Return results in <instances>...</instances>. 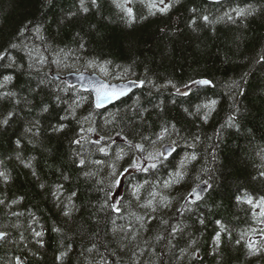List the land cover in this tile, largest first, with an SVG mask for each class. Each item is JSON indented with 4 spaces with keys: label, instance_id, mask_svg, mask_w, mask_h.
I'll return each mask as SVG.
<instances>
[{
    "label": "trees",
    "instance_id": "obj_1",
    "mask_svg": "<svg viewBox=\"0 0 264 264\" xmlns=\"http://www.w3.org/2000/svg\"><path fill=\"white\" fill-rule=\"evenodd\" d=\"M84 2L0 0V264H264V245L247 247L264 197V0H131V24L113 0ZM59 54L143 84L99 109L54 76ZM164 133L175 150L145 159ZM116 146L149 169L128 179L157 192L141 213L134 199L113 207L101 162Z\"/></svg>",
    "mask_w": 264,
    "mask_h": 264
},
{
    "label": "rangeland",
    "instance_id": "obj_2",
    "mask_svg": "<svg viewBox=\"0 0 264 264\" xmlns=\"http://www.w3.org/2000/svg\"><path fill=\"white\" fill-rule=\"evenodd\" d=\"M37 52L40 51V49L36 50ZM54 62L52 63L56 69L52 70L53 73H58L60 75H65L69 72L72 71H89V72H94V73H98L100 76L104 77L105 79H107L108 81H114V82H119L122 80H126L127 77L122 75V74H113V72L110 70V68L106 67V65L104 63H98V62H94V61H88L87 63H83V62H72V61H64L63 59H61L60 54L59 55H55L54 56ZM45 66L50 67V64L48 63V61H46ZM92 122V118L90 117V121L89 123L91 124ZM162 138H159L158 141L155 142L154 144V152L153 154L157 153V152H163L164 156H167V154L164 152V148L166 146L169 145H175L174 143V139L173 137H171L170 134L168 133H164L161 135ZM118 155L121 157L118 159ZM113 158H115L117 161L114 163H109L106 160L101 162L102 166L104 167L109 180L113 183V181H115L116 179H119L121 181L119 186H115L114 185V191L112 194V201L115 200L116 196L119 195L121 198V201L119 203V207L118 209L121 210L123 207H128V201L134 199L136 201V204L140 206V213L142 212V210H146L149 207H144L142 205L147 204L149 201H152V205H153V201L156 200L157 197V192H154L153 190H148V197H145V192H144V186L142 183L137 184L135 183V181L131 182L128 179H134V174L136 173L137 169L135 168H130V164L133 161H137V159H134L133 161H131L130 159H132V157H130V152L124 148H121L119 146H116L115 150H114V156ZM127 161L126 164H124V162ZM156 160H153V162H155ZM139 163H141V165H143L142 159H139L138 161ZM128 169L127 172H124V169ZM113 171H115L117 173V175H113ZM121 173H123L122 175H120ZM138 185H142V187L139 188L138 191V198L137 196L133 195V191L134 188ZM126 196L128 198H126ZM144 197V199H143ZM258 203L256 202V205ZM258 210V215H259V222L255 225L256 227V231H255V235H254V241H253V245L257 246V245H264V240L262 239V234H258L259 231L264 230V215H262V211H264V209H262V207H257Z\"/></svg>",
    "mask_w": 264,
    "mask_h": 264
},
{
    "label": "snow or ice",
    "instance_id": "obj_3",
    "mask_svg": "<svg viewBox=\"0 0 264 264\" xmlns=\"http://www.w3.org/2000/svg\"><path fill=\"white\" fill-rule=\"evenodd\" d=\"M80 3H81V8L84 12H87L88 11V8L85 7V2L84 0H80ZM91 3L93 5L96 4V0H91ZM113 3H115L116 7L119 8L122 12L125 13V15L127 16L128 18V23L131 24L134 20V14H133V9L131 7H127L126 5L127 4H130L131 3V0H123V2H120V0H113ZM160 3L161 4H164V0H160ZM172 5L169 3V4H165L164 7H161L159 8V11L161 13H164L166 12ZM150 7H156L155 4L153 5H150ZM150 14H155V13H152L150 12ZM245 14H249L251 15L252 13L251 12H247V10H237V15H245ZM227 15V14H226ZM229 19H232L231 16H229ZM203 20L205 22H208V17L207 16H204L203 17ZM193 23H195V21H193ZM12 47H15V45H12ZM4 55L3 54H0V60L4 59ZM260 60L264 61V55H261L260 57ZM6 79H10V77H6ZM141 85L143 84V81L140 82ZM169 83H171L169 81ZM212 84V81L208 80V79H201V80H193L191 81V84H186L184 87L185 89H190L191 85H211ZM233 85L235 87H239V84L237 82H233ZM173 87H175V85H172ZM108 86L106 85H103L101 86L100 88H97L96 89V100H95V103H96V106L97 107H100L106 100H108L109 98H112V99H117L119 98L120 96L124 95L125 93L123 92H118L115 88L112 89V92L111 93H108L106 91ZM177 92H180V89L177 88L176 89ZM183 95H189L190 93L188 91H185L184 93H182ZM216 104V101L213 100L210 102V104H205L204 107L205 108H213ZM45 111H47V108L44 109ZM11 115V114H9ZM205 119H207V115L205 116ZM9 123V119L8 118H5L3 120H0V125H7ZM57 131H60L62 129H56ZM89 131H93V129H89ZM164 132H167V129L165 128L163 130ZM158 138H162V137H158ZM144 139H148L147 137H145ZM75 143H79L80 141L79 140H76L74 141ZM19 142H17L18 144ZM129 143V146L130 147H134L135 149H137L138 151L140 152H145V146L143 144H135V145H132L131 141L128 142ZM174 150V149H173ZM101 152L104 151L103 148L100 149ZM170 154V153H169ZM161 157H164V153L163 152H157L155 154L153 153H149L147 157H145V159H151V160H160ZM121 158L119 155H118V159ZM166 158V157H165ZM191 159L192 160H195L196 159V156L195 155H192L191 156ZM139 161V157L137 158V161H133L131 164H130V168H135L137 170H140V171H148L149 169L147 167H143L141 165V163L138 162ZM80 165L82 166L85 161L83 159H81L79 161ZM26 167H30V165H25ZM157 167V164L156 163H152L150 165V168L152 169H155ZM128 169H124V172H127ZM35 174V173H34ZM114 176L117 175V173L115 171H113L112 173ZM123 173H121L120 175H122ZM85 175H88V173H85ZM262 176H264V173H261ZM176 176L179 177V178H182V174L180 172H177L176 173ZM0 177H3L5 181L8 180V176L4 173V172H0ZM178 182V180H177ZM121 183V181L119 179H116L115 181H113V184L115 186H119ZM207 183V182H205ZM166 186H167V182H166ZM142 187V185H138L134 188V191H133V195L137 196L138 198V191H139V188ZM75 195V194H73ZM162 200L164 199L163 197L161 198ZM246 203L248 204H252L253 201L251 198H248L246 201ZM144 207H152V201H149L147 204L145 205H142ZM257 207H262V209H264V197H262L260 199V201L258 202V204L256 205ZM153 211H155V208L153 207L152 208ZM66 216H68L70 213L69 212H65L64 213ZM262 215H264V211H262ZM219 223V222H218ZM221 229L223 230V225H221ZM57 231H59V229H57ZM5 235V233H0V238H2L3 236ZM36 236H41L42 233L41 232H36L35 233ZM219 234H217V237H216V243L217 245L219 244ZM247 247L249 248V251H250V254L252 255H258L259 252H260V249L259 248H256L253 244H248ZM65 255V253H61V256ZM57 259H60V257H58ZM19 264V262H18Z\"/></svg>",
    "mask_w": 264,
    "mask_h": 264
},
{
    "label": "water",
    "instance_id": "obj_4",
    "mask_svg": "<svg viewBox=\"0 0 264 264\" xmlns=\"http://www.w3.org/2000/svg\"><path fill=\"white\" fill-rule=\"evenodd\" d=\"M210 1L217 2V1H224V0H210ZM54 76L56 78L61 77L60 74H56ZM63 78L67 82H69L71 85L77 86V87H79V89H81L83 91L91 92V94L93 95L94 103H95L96 95H97L96 89L100 88L103 85L108 86L106 89V91L108 93H111L113 88H115L118 92L125 93L124 95L120 96L117 99L109 98L100 107H97L96 103H95V106L99 109H104V108L110 107L111 105H113L117 101H119L120 99L131 95L140 86V82H138L135 78H130L128 80L120 81V82H109L108 80L101 77L98 73H92V72H88V71H85V72L72 71V72L65 74ZM195 86L203 87V86H208V85H194V86H192V88H194ZM187 90H189V89H187ZM164 151H165V153L168 154V153L173 151V147L172 146L165 147ZM207 190H208V184L205 182H201L192 190V192H191L192 199L193 200H200L204 196V194ZM119 202H120V198H119V196H117L115 201H114V208L115 209L118 208ZM0 233H4V232L0 231ZM4 237H5V235L2 238H4ZM2 238H0V241Z\"/></svg>",
    "mask_w": 264,
    "mask_h": 264
}]
</instances>
